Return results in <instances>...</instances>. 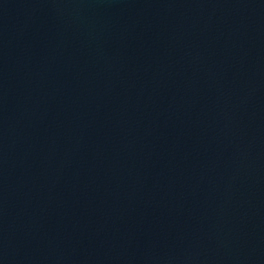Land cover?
<instances>
[{
	"label": "water",
	"instance_id": "1",
	"mask_svg": "<svg viewBox=\"0 0 264 264\" xmlns=\"http://www.w3.org/2000/svg\"><path fill=\"white\" fill-rule=\"evenodd\" d=\"M0 264H264V0H0Z\"/></svg>",
	"mask_w": 264,
	"mask_h": 264
}]
</instances>
